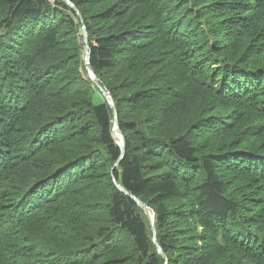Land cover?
Instances as JSON below:
<instances>
[{"label":"trees","instance_id":"obj_1","mask_svg":"<svg viewBox=\"0 0 264 264\" xmlns=\"http://www.w3.org/2000/svg\"><path fill=\"white\" fill-rule=\"evenodd\" d=\"M0 27V264L72 262L97 189L84 264H264V0H0Z\"/></svg>","mask_w":264,"mask_h":264},{"label":"rangeland","instance_id":"obj_2","mask_svg":"<svg viewBox=\"0 0 264 264\" xmlns=\"http://www.w3.org/2000/svg\"><path fill=\"white\" fill-rule=\"evenodd\" d=\"M60 1H62V0H60ZM67 4L70 6L69 3H67ZM3 32H4V30L2 29V27H0V36L3 34ZM81 32H82L81 33L82 36L79 37V44L81 46L80 58H81V61H84L85 55L87 52V46H86L87 41L85 40V38L83 36V31H81ZM206 47H208V45ZM85 71H86V69H85ZM87 78L94 84V82L89 78L88 74H87ZM99 86H100V88L96 86L98 88V92H97V96H96L97 100L99 98V99L107 101L106 99L103 98L102 94H103V91L105 93H108V92L101 85V83H99ZM0 90L3 91L4 93H6V91L8 90L7 83H3L2 86L0 87ZM101 90H103V91H101ZM112 133H113V128H112ZM113 137L115 138L114 134H113ZM42 159H44V157H42ZM41 163L47 164V161L44 159ZM35 175H37V173L34 171L33 176H35ZM89 192H96L97 194H99L100 190H98V189L95 191L85 190L84 192L79 193L77 195L72 196V194H71L65 200V203L70 204V206H69L70 209L65 212L66 221H65V218L62 216V218H63L62 224L65 225V228H68V226L72 225V228L76 231V234H77V237H75V238H70L69 233H67V235H66V238H69V242H68L69 247H68V249H65V250H67V251L74 250L70 255L71 256L70 260L72 262H70L68 264H84V261L86 262L87 259L92 258L91 257L92 252L90 250H87L89 252H87L86 255L83 257V255L85 254L84 249L86 247H88V241L92 237H94L92 234V231L98 227L108 225V224H106L105 217H104L106 215V212L103 209H99V208H95V212L92 215H87V216H83V218H81V219H79V218L76 219V216L79 217L78 215L81 213V211L82 212L87 211V209H84L85 205H90V204L96 205L99 203L97 200H93L92 197L89 200V198H88ZM79 198H81V200L76 201ZM151 214H153V213L151 212ZM153 222H154V215H153ZM149 229L154 230V224H153V227L151 225H149ZM76 250L79 251L78 252L79 255L76 254ZM80 250L84 251V252L82 254H80V252H81Z\"/></svg>","mask_w":264,"mask_h":264},{"label":"water","instance_id":"obj_3","mask_svg":"<svg viewBox=\"0 0 264 264\" xmlns=\"http://www.w3.org/2000/svg\"><path fill=\"white\" fill-rule=\"evenodd\" d=\"M66 2H67V1H66ZM67 3H69V2H67ZM69 4H70V3H69ZM70 6H71L73 9H75V7H74L72 4H70ZM77 15H78V17L81 19V16H80V14H79L78 12H77ZM82 31H83V36H84V38H85V40H86V30H85L84 27H82ZM89 56H90L89 51H87V52H86V55H85V60H84V66H85V69H86V71H87V74H88L89 78L94 82V84H95L97 87L100 88V86H99V82H98L96 76L94 75L93 71L91 70V67H90V64H89ZM101 91H103V90H101ZM102 96H103L104 99L107 100V104L109 105V107H110V108L112 109V111L114 112V111H115V110H114V104H113V101H112L110 95H109L108 93H105V92L103 91ZM113 126H114L113 129H115V130L118 132L119 137H120V141H121L120 144L118 143V146H119V148H120V150H121V156H120V159H119V160H121V158L124 156L125 142H124L123 136H122V134H121V132H120V130H119V128H118V123H117V118H116L115 112H114V123H113ZM117 187H118V189H119L121 192H123L125 195H128L131 199H133V200L135 201V203H136V205L138 206V208L141 209V210L144 212V214L146 215V217H147V219H148V222H149V225H151V226L153 227V214H152V216H151V212H150V210L146 207V205H145L144 203H142L141 201L135 199L133 196L129 195V194H128L123 188H121L120 186H117ZM152 231H153V230H152ZM153 243H154L155 246L157 247V249H158V253H159L161 256H163V253H162L161 249L158 247V245H157V243H156V239H155L154 235H153Z\"/></svg>","mask_w":264,"mask_h":264},{"label":"bare ground","instance_id":"obj_4","mask_svg":"<svg viewBox=\"0 0 264 264\" xmlns=\"http://www.w3.org/2000/svg\"><path fill=\"white\" fill-rule=\"evenodd\" d=\"M119 1V0H118ZM183 11V10H182ZM142 18V17H141ZM221 26V25H220ZM216 29V28H215ZM114 127V126H113ZM113 134H114V136H115V141H116V143H117V145H118V143L120 144L121 143V141H120V137H119V134H118V132L115 130V129H113ZM119 147V146H118ZM151 212V211H150ZM146 216V215H145ZM151 216H152V214H151ZM232 235V234H231ZM235 239V238H234ZM64 243V242H63Z\"/></svg>","mask_w":264,"mask_h":264},{"label":"built area","instance_id":"obj_5","mask_svg":"<svg viewBox=\"0 0 264 264\" xmlns=\"http://www.w3.org/2000/svg\"><path fill=\"white\" fill-rule=\"evenodd\" d=\"M47 1H49V0H47ZM53 1V0H52Z\"/></svg>","mask_w":264,"mask_h":264}]
</instances>
